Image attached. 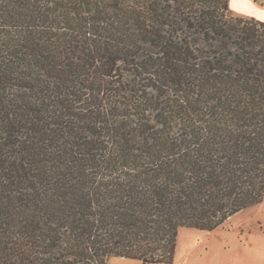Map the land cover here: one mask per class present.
<instances>
[{
	"label": "trees",
	"instance_id": "trees-1",
	"mask_svg": "<svg viewBox=\"0 0 264 264\" xmlns=\"http://www.w3.org/2000/svg\"><path fill=\"white\" fill-rule=\"evenodd\" d=\"M264 200V22L228 0H0V264H172Z\"/></svg>",
	"mask_w": 264,
	"mask_h": 264
},
{
	"label": "rangeland",
	"instance_id": "rangeland-1",
	"mask_svg": "<svg viewBox=\"0 0 264 264\" xmlns=\"http://www.w3.org/2000/svg\"><path fill=\"white\" fill-rule=\"evenodd\" d=\"M242 2L245 3L232 0L229 6L231 14L257 20L255 16L238 12L233 7ZM261 2L264 0H257V4ZM253 6L260 9L259 5ZM260 214H264V200L229 217L211 232L181 228L172 264H264V225L260 223L263 220L264 224V219L259 220ZM121 261L118 257H111L107 264H119ZM126 262L140 264L138 261Z\"/></svg>",
	"mask_w": 264,
	"mask_h": 264
},
{
	"label": "clouds",
	"instance_id": "clouds-1",
	"mask_svg": "<svg viewBox=\"0 0 264 264\" xmlns=\"http://www.w3.org/2000/svg\"><path fill=\"white\" fill-rule=\"evenodd\" d=\"M233 7H235L238 12H243L249 16H255L257 20L264 21V10L257 9L251 4L242 2L233 5Z\"/></svg>",
	"mask_w": 264,
	"mask_h": 264
},
{
	"label": "crops",
	"instance_id": "crops-1",
	"mask_svg": "<svg viewBox=\"0 0 264 264\" xmlns=\"http://www.w3.org/2000/svg\"><path fill=\"white\" fill-rule=\"evenodd\" d=\"M243 1H245V3H248V4H251V5H259V7H260V9H264V2H261L260 4H257V0H253V2L252 1H250V0H243ZM231 2H232V0H228V7L230 6L231 7ZM229 7V8H230ZM246 18H248V17H246ZM262 21V20H261ZM262 22H264V21H262ZM261 219H264V214H260V218H259V220L261 221ZM261 224H262V226L264 225L263 224V220L260 222ZM255 231H258V230H255ZM259 233H260V231H258ZM119 259H121L122 261V263H119V264H131V263H128V262H126V261H129L130 259H126V258H120V257H118ZM124 260V261H123ZM130 261H137V260H130ZM140 264H142L140 261H138Z\"/></svg>",
	"mask_w": 264,
	"mask_h": 264
}]
</instances>
